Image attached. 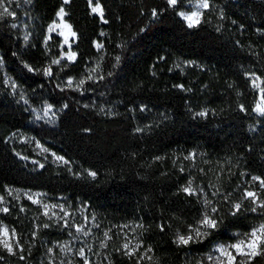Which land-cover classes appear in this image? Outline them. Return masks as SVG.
I'll list each match as a JSON object with an SVG mask.
<instances>
[{
	"label": "trees",
	"instance_id": "16d2710c",
	"mask_svg": "<svg viewBox=\"0 0 264 264\" xmlns=\"http://www.w3.org/2000/svg\"><path fill=\"white\" fill-rule=\"evenodd\" d=\"M20 1L14 17H0L2 71L31 104L59 111L53 122L35 121L0 77V195L14 187L82 201L113 238L131 227L140 252L125 254L115 241L111 264H196L214 243L264 220V114L246 77L264 86V0H208L193 26L176 13L181 1L97 0L103 20L87 0ZM61 6L76 35L73 61L57 60L58 35L44 41ZM22 16L26 35L12 23ZM17 129L77 169L22 161L8 139ZM192 151L195 168L185 158ZM251 176L261 182H253L256 210L241 201ZM193 178L213 191L204 228L202 204L184 190ZM9 201L0 221L23 249H0V263L38 264L44 240L60 237L31 202Z\"/></svg>",
	"mask_w": 264,
	"mask_h": 264
},
{
	"label": "rangeland",
	"instance_id": "374dc122",
	"mask_svg": "<svg viewBox=\"0 0 264 264\" xmlns=\"http://www.w3.org/2000/svg\"><path fill=\"white\" fill-rule=\"evenodd\" d=\"M22 1L25 2L26 0ZM62 1L66 3L68 0ZM87 1L91 12L97 14L103 20L102 8L97 0ZM179 1H181L182 6L176 13L188 26L197 24L200 21L202 12L208 7V0H168L172 6H177ZM20 5V0H0V17H14L13 7H19ZM65 15V9L61 6L57 10L54 20L47 25L44 41L47 42L52 34L58 35L60 37V55L57 60L73 61L75 51L72 49V45L76 35L71 25L66 21ZM25 20L26 17L22 16L12 21L13 25L20 27L23 35L27 34ZM94 44L96 48L101 47L98 42ZM1 71L2 63L0 61V77L8 94L13 99L21 102L35 121L47 123L54 121L59 111L58 108L47 102L37 105L31 104L22 88L6 72ZM246 77L250 87L256 93L254 111L258 115H262L264 114L263 80L258 75L248 71ZM8 139L20 149L14 151L16 156L34 168L50 163L54 166H66L72 171L77 169L74 163L24 130L12 131ZM185 158L187 159V166L192 168H195L200 162V156L194 151ZM87 172L90 175L93 174L91 171ZM250 178L244 184V194L241 201H243V205H248L252 210H256L260 203L253 182L254 180H258L259 184L261 182L255 176ZM184 190L193 194L202 204L203 214L199 226L204 228L210 225V207L213 201L211 188L193 178L188 181ZM7 197L15 201L26 199L31 202L39 211L40 218L38 221L42 223L41 225L55 231L60 237L48 241L44 240L38 256V264H111L109 253L115 241L125 254L134 255L140 252V242L134 229L129 226L124 227L116 238H113L106 226L89 209L87 203L82 201L72 202L63 195H49L41 190L14 187L7 188ZM8 198L0 195V213H4L9 209L10 201ZM37 223V220H35L34 229L38 226ZM232 237L231 241L214 243L196 264H249L255 256H264V220L253 224L247 231H234ZM27 243L29 245L31 241L26 240ZM0 249L14 255H17L23 249L15 230L2 221H0Z\"/></svg>",
	"mask_w": 264,
	"mask_h": 264
}]
</instances>
